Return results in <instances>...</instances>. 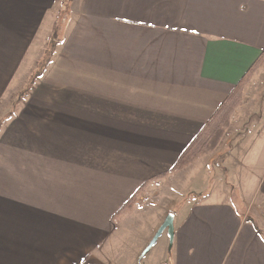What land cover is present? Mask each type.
I'll use <instances>...</instances> for the list:
<instances>
[{
    "label": "crops",
    "instance_id": "crops-1",
    "mask_svg": "<svg viewBox=\"0 0 264 264\" xmlns=\"http://www.w3.org/2000/svg\"><path fill=\"white\" fill-rule=\"evenodd\" d=\"M62 1L0 0V119ZM262 56L264 0H75L46 73L0 128V264H140L171 213V264H264L261 145L239 206L234 154L217 145L196 164L223 159L226 182L172 202L143 235L129 226Z\"/></svg>",
    "mask_w": 264,
    "mask_h": 264
},
{
    "label": "rangeland",
    "instance_id": "rangeland-1",
    "mask_svg": "<svg viewBox=\"0 0 264 264\" xmlns=\"http://www.w3.org/2000/svg\"><path fill=\"white\" fill-rule=\"evenodd\" d=\"M74 5L75 0L62 1L60 8H58L53 18V29L50 34L44 38L45 40H42L40 52L32 57L33 61H36L27 64L29 66V68L28 66L27 68L32 71L30 79L37 71H39L40 66L44 59L48 57V54L56 53V50L64 37L65 29L70 20ZM27 68L26 70L28 71ZM30 79L24 86V89H26ZM241 88L240 95L239 92L237 94L239 100L237 99L236 104L238 106L235 107L233 113L229 117V128L227 129L225 136H223V141L217 143L218 149H216L223 154L229 152H231V155L234 154L232 160L233 164H231V166L233 165V173L230 174L226 180L229 187V190L227 191L231 194V189L236 187L233 196L237 198L241 197L240 191L237 190V188H239V185H237L239 181L242 180L243 182L247 179L250 181H258V177L255 175H261L262 173L261 169H255L247 162L248 158L257 157L260 154V150H264V60L251 71ZM24 89L22 88L21 91ZM14 103L15 100L12 105ZM11 109L12 107L8 111L5 110L1 113L0 128L4 122L5 116L11 111ZM226 140L233 141L230 144H227ZM257 146L260 147L256 150V155L253 156L254 147ZM213 150L209 151L208 154L214 152ZM222 162L223 159H217L215 164L210 168H206L204 164H199V166H197L198 163L196 164L195 162L178 172H174L177 174L185 171L181 176H177L178 178H173L162 184L165 187V192L162 194L159 193L157 204L155 203L156 205L154 202L153 204L149 203L150 200H148L147 203L149 204L144 203L138 209V211L141 212L138 215L139 218H141L139 223H132L129 225L132 228L135 227L137 229V233L135 232V234L140 236L145 232H148V229L150 231L151 227L156 228L163 210L166 209L167 206L171 207L175 201H190L195 200L196 197L202 196V194L205 196L209 190H212L214 186L217 185V181H221L224 178V176H222L224 172H222V175L220 173L223 168H226L222 165ZM219 175L222 177H219ZM233 190L234 189H232V191ZM236 203L237 206H239V198L236 200ZM253 204L254 208L261 210L259 214L264 217V205L260 206L259 202L257 203L256 201H254ZM175 210H177V208L174 209V212ZM138 211L136 212V215L138 214ZM157 231L155 232V235ZM169 241L168 233L165 232L140 264H171V261H168V255H170ZM162 252L166 259H163L161 256ZM141 255L142 253L138 257V262Z\"/></svg>",
    "mask_w": 264,
    "mask_h": 264
},
{
    "label": "trees",
    "instance_id": "trees-1",
    "mask_svg": "<svg viewBox=\"0 0 264 264\" xmlns=\"http://www.w3.org/2000/svg\"><path fill=\"white\" fill-rule=\"evenodd\" d=\"M55 53L48 54V57L44 59L42 65L40 66L39 71H37L33 77L30 79L26 89L19 92L16 96L15 103L12 105L11 111L5 116L4 121L11 119L14 115L17 107L23 102L24 98L28 96V94L31 92L32 88L34 87L35 82L41 78L47 71L48 67L50 66ZM264 60V56L260 57L258 61L254 64L252 69L249 71V73L243 78L242 82L234 92L230 95L228 100L219 110V113L214 117V119L202 130V132L195 137L194 141L190 144V146L186 149V151L180 156L178 162L173 167L171 172H178L193 163H195L198 159L205 156L209 153V151L213 150L217 143L220 141V139L225 136L228 127V124L230 122V116L233 113L236 106H238L237 99L239 100L237 94L239 92V95L241 93L245 79L248 77V75L251 73V71L261 64V62ZM139 198V195H136L134 197V200L129 202L126 205L127 209L134 207V202Z\"/></svg>",
    "mask_w": 264,
    "mask_h": 264
},
{
    "label": "water",
    "instance_id": "water-1",
    "mask_svg": "<svg viewBox=\"0 0 264 264\" xmlns=\"http://www.w3.org/2000/svg\"><path fill=\"white\" fill-rule=\"evenodd\" d=\"M164 232L168 233V236L170 239V248H172L173 241H174V215L173 214L168 215L163 225L159 228L156 235L151 240L148 247L142 253L141 258H144L151 251V249L156 245V243L161 238Z\"/></svg>",
    "mask_w": 264,
    "mask_h": 264
}]
</instances>
